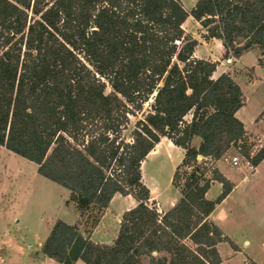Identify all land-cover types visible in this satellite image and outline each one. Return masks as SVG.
<instances>
[{"label": "trees", "instance_id": "obj_1", "mask_svg": "<svg viewBox=\"0 0 264 264\" xmlns=\"http://www.w3.org/2000/svg\"><path fill=\"white\" fill-rule=\"evenodd\" d=\"M188 17L205 40H221L222 58L256 48L264 67V0H196L189 9L180 0H0V146L65 188L78 213L73 223L53 222L43 256L220 264L219 243L237 250L212 218L233 186L215 162L234 150L253 169L264 143L235 116L240 85L227 72L213 77L217 61L191 56ZM140 112L126 140L129 117ZM161 137L183 151L172 177L179 196L164 210L150 201L140 169ZM213 182L220 192L208 199ZM114 194L136 203L110 242L92 240Z\"/></svg>", "mask_w": 264, "mask_h": 264}, {"label": "rangeland", "instance_id": "obj_2", "mask_svg": "<svg viewBox=\"0 0 264 264\" xmlns=\"http://www.w3.org/2000/svg\"><path fill=\"white\" fill-rule=\"evenodd\" d=\"M189 9L196 0H180ZM190 39L207 42L199 22L188 17L183 24ZM202 42V45H203ZM209 44V56L217 61L218 72L222 69L240 85L244 95V105L240 117L250 134V140L264 143V67L257 64L256 48L241 54V58L229 56L222 58V52L214 55L218 46ZM223 48V47H222ZM175 56V55H174ZM187 57L189 55H183ZM194 56V55H191ZM264 60V55L263 58ZM210 60V59H209ZM175 66V57L172 58ZM151 98L143 104L146 112ZM142 113L129 117L122 134L130 140V132ZM197 144V139H194ZM183 151L165 137L155 152H150L142 161L140 169L142 181L150 190V201L159 210L170 207L179 196L173 185L172 177ZM236 156V162L231 158ZM216 165V162H215ZM218 169L233 183L235 189L219 203L213 213L223 233L233 241V250L227 241L217 245L221 256L220 264H245L247 257L258 264H264V164L255 174L242 157L231 150L217 163ZM36 164L0 146V264H61L39 252V246L56 219L73 223L78 213L72 204H65L68 191L36 171ZM185 168H180L181 174ZM244 175V177H243ZM220 192L218 182H213L206 192L208 199L215 198ZM130 196V195H129ZM116 194L112 203L103 212L99 223L89 232L95 241L110 242L114 237L121 212L135 205L131 196ZM82 229V228H81ZM74 264H84L77 260Z\"/></svg>", "mask_w": 264, "mask_h": 264}, {"label": "crops", "instance_id": "obj_3", "mask_svg": "<svg viewBox=\"0 0 264 264\" xmlns=\"http://www.w3.org/2000/svg\"><path fill=\"white\" fill-rule=\"evenodd\" d=\"M185 30V29H184ZM185 32L186 33H188L189 31H186L185 30ZM189 33H191V35H194L192 32H189ZM203 42V41H202ZM202 42L201 41H199L198 42V44H197V46L195 47V49H194V51L192 52V54L191 55H194L193 57H198V56H196V55H213V54H211V53H207V51H209V44L207 43V42H210V44L211 45H216V46H218V49H216V52L214 53V55H219L222 51H223V48H222V44H221V40H219V39H216V38H212V39H209L207 42L205 41V42H203V45H202ZM201 58H203V57H201ZM205 59H210V60H213V58L212 57H209V56H205L204 57ZM239 58H241V56H239ZM181 64H179V66H180ZM217 67V66H216ZM218 68H221V66H219ZM218 68H216L215 69V71L213 72V77H216V76H218L220 73H222V72H225V70L224 69H222V70H220L219 72H218ZM243 92V91H242ZM240 110H241V108L240 109H238L236 112H235V116L239 119V120H241L242 122H243V124H244V127H245V129L247 130V132H249L248 131V129H247V127H246V125H245V122L242 120V118L240 117V115H239V113H240ZM162 138L163 137H161L160 139H159V141L156 143V145L154 146V148L150 151V152H155V150H156V148H157V146L160 144V142H161V140H162ZM149 152V153H150ZM220 160H217L216 161V166H217V163L219 162ZM262 164H264V160H262L260 163H258L253 169H251L249 172H250V174H255V173H257L258 171H259V169H260V166L262 165ZM218 168V167H217ZM223 174V173H222ZM224 175V174H223ZM225 176V175H224ZM243 177H244V175H243ZM233 183V182H232ZM220 185V184H219ZM235 187H236V184L235 183H233V186H232V189H231V191L233 190V189H235ZM231 191L228 193V195L231 193ZM227 195V196H228ZM115 196H116V194H114L113 195V197H112V199L110 200V203L109 204H111L112 203V201H113V199L115 198ZM127 196H129V195H126L125 196V198H127ZM226 196V197H227ZM130 197V196H129ZM225 197V198H226ZM132 198V197H131ZM151 198V197H150ZM224 198V199H225ZM133 199V198H132ZM223 199V200H224ZM134 200V199H133ZM222 200V201H223ZM175 201V200H174ZM174 201H172L171 202V204L174 202ZM221 201V202H222ZM220 202V203H221ZM132 206H134V205H131L130 207H132ZM109 207V206H108ZM130 207H126V208H124V210L125 209H128V208H130ZM105 213V212H104ZM122 213V212H121ZM104 215V214H103ZM103 215L101 216V218L103 217ZM214 218V217H213ZM215 219V218H214ZM91 238V237H90ZM92 239V238H91ZM93 240V239H92Z\"/></svg>", "mask_w": 264, "mask_h": 264}, {"label": "built area", "instance_id": "obj_4", "mask_svg": "<svg viewBox=\"0 0 264 264\" xmlns=\"http://www.w3.org/2000/svg\"><path fill=\"white\" fill-rule=\"evenodd\" d=\"M226 60H227V61H230V58H227ZM231 160H232V161H234V162H236V160H237V157H236V156H234V157H232V158H231Z\"/></svg>", "mask_w": 264, "mask_h": 264}, {"label": "water", "instance_id": "obj_5", "mask_svg": "<svg viewBox=\"0 0 264 264\" xmlns=\"http://www.w3.org/2000/svg\"><path fill=\"white\" fill-rule=\"evenodd\" d=\"M198 158H201V156H199Z\"/></svg>", "mask_w": 264, "mask_h": 264}]
</instances>
